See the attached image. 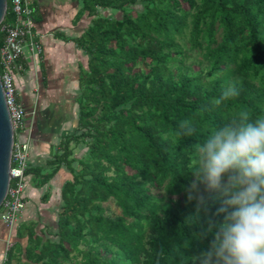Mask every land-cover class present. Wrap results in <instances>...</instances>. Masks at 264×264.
Listing matches in <instances>:
<instances>
[{
  "label": "trees",
  "instance_id": "obj_1",
  "mask_svg": "<svg viewBox=\"0 0 264 264\" xmlns=\"http://www.w3.org/2000/svg\"><path fill=\"white\" fill-rule=\"evenodd\" d=\"M82 11L94 17L79 40L89 56L82 133L54 160L71 175L56 240L21 226L27 261L18 246L7 264H201L225 198L205 193L198 211L189 199L190 165L196 144L216 126L245 112L253 121L264 115V0H84ZM12 14L9 5L4 23ZM4 38L0 25V48ZM188 48L206 67L186 65ZM232 84L239 95L214 104ZM184 119L190 135L179 127ZM73 141L88 149L80 159ZM111 201L117 216L105 206Z\"/></svg>",
  "mask_w": 264,
  "mask_h": 264
},
{
  "label": "crops",
  "instance_id": "obj_2",
  "mask_svg": "<svg viewBox=\"0 0 264 264\" xmlns=\"http://www.w3.org/2000/svg\"><path fill=\"white\" fill-rule=\"evenodd\" d=\"M27 1L43 51L34 54L26 50L21 60L24 70L15 73L18 101L27 111L26 124L16 133L15 140L29 146V170L24 180L25 211L12 229L0 220V264H7L9 251L18 246L23 252L22 262L27 261L28 239L17 236L21 226L33 224L44 241L56 240L64 203L62 189L71 175L67 166L54 164V160L64 152L66 142L82 133L80 82L89 56L79 40L94 18L82 11L84 0ZM98 10L102 16L116 17L112 10ZM12 17L14 23V14ZM80 144L74 155L78 159L88 150ZM70 145L73 148L76 144L73 141ZM74 166L77 168L78 164Z\"/></svg>",
  "mask_w": 264,
  "mask_h": 264
},
{
  "label": "clouds",
  "instance_id": "obj_3",
  "mask_svg": "<svg viewBox=\"0 0 264 264\" xmlns=\"http://www.w3.org/2000/svg\"><path fill=\"white\" fill-rule=\"evenodd\" d=\"M238 95L232 84L212 102ZM179 127L184 134L194 132L189 119ZM190 167L189 199H197L198 211L207 206L205 193L225 198L219 209L223 222L209 227L218 230L201 264H264V115L253 121L245 112L216 126L196 144Z\"/></svg>",
  "mask_w": 264,
  "mask_h": 264
},
{
  "label": "built area",
  "instance_id": "obj_4",
  "mask_svg": "<svg viewBox=\"0 0 264 264\" xmlns=\"http://www.w3.org/2000/svg\"><path fill=\"white\" fill-rule=\"evenodd\" d=\"M14 14V23H2L5 34L0 48V77L15 132L21 131L27 120V111L18 101L15 73L23 71L21 60L30 50L34 54L43 51L34 31L33 10L27 0H8ZM11 182L8 195L0 208V220L10 229L18 222L26 208L24 197L25 178L29 170V146L15 140L11 158Z\"/></svg>",
  "mask_w": 264,
  "mask_h": 264
},
{
  "label": "water",
  "instance_id": "obj_5",
  "mask_svg": "<svg viewBox=\"0 0 264 264\" xmlns=\"http://www.w3.org/2000/svg\"><path fill=\"white\" fill-rule=\"evenodd\" d=\"M9 1L0 0V25L8 13ZM15 143V132L7 106L0 77V208L9 191L11 182V158Z\"/></svg>",
  "mask_w": 264,
  "mask_h": 264
},
{
  "label": "rangeland",
  "instance_id": "obj_6",
  "mask_svg": "<svg viewBox=\"0 0 264 264\" xmlns=\"http://www.w3.org/2000/svg\"><path fill=\"white\" fill-rule=\"evenodd\" d=\"M134 8H136V10L142 11L143 10V4L136 5ZM113 12L116 13L115 14L116 18H121L122 17L121 13H118L117 11H113ZM12 22L13 21H11V23ZM188 55H189V57L186 60V65L191 66L192 69L197 70V71L199 69H201V68L206 67V63L201 65L203 59H202V56H201V54H200V52L198 50H194L193 51L191 49L189 50V48H188ZM141 66L144 67L145 69H147L146 65H141ZM81 145H84V144L81 143L80 146ZM84 147L85 146H82V149H84ZM73 148L75 149V153L77 154L79 145H73ZM82 152H84V151H82ZM105 206L108 208L109 214H112L113 216H117V215H119L121 213L120 208L113 201L105 204Z\"/></svg>",
  "mask_w": 264,
  "mask_h": 264
}]
</instances>
